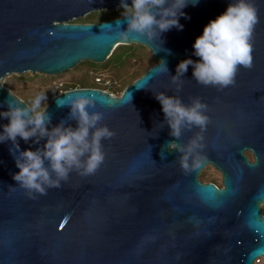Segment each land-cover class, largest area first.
Wrapping results in <instances>:
<instances>
[{
  "label": "water",
  "instance_id": "1",
  "mask_svg": "<svg viewBox=\"0 0 264 264\" xmlns=\"http://www.w3.org/2000/svg\"><path fill=\"white\" fill-rule=\"evenodd\" d=\"M232 2L187 0L178 18L182 30L171 28L152 41L129 33L122 41L123 16L71 22L122 10L120 0H0V112L9 110L8 102L28 106L1 84L6 76L56 77L82 62L104 63L119 45L144 47L154 60L118 96L74 88L44 107L48 130L61 122L77 126L68 106L77 96L93 101L90 113H102L97 126L115 136L101 141L105 159L94 174L73 171L60 188L29 194L13 179L18 153H10L11 142L0 143V264H253L264 256V0H250L259 18L252 67H239L234 85H200L191 66L176 72L185 59L199 62L195 39ZM161 61L166 73L157 71ZM158 93L185 105L199 97L207 105L200 169L185 174L177 163L181 154L168 149L169 143L187 145L200 129L186 126L172 137ZM6 124L0 117V132ZM17 143L20 151H35L46 138L37 144L17 137ZM207 166L219 173L220 187L200 181Z\"/></svg>",
  "mask_w": 264,
  "mask_h": 264
},
{
  "label": "clouds",
  "instance_id": "2",
  "mask_svg": "<svg viewBox=\"0 0 264 264\" xmlns=\"http://www.w3.org/2000/svg\"><path fill=\"white\" fill-rule=\"evenodd\" d=\"M196 2L192 0L193 4ZM186 4L187 0H131L129 7L125 0H120L127 28L118 33V38L126 41L129 33H136L152 41L159 33L171 28L182 30L178 18L184 16L181 10ZM258 22L257 9L250 0H234L221 15L209 21L202 34L195 39L193 55L199 57V62L185 59L178 64L177 74L182 75L191 66L192 76L200 85L218 86V90L234 85L238 68L252 67V37ZM159 65L157 71L166 73V63L161 61ZM172 80L176 82L177 77H172ZM154 98L161 105L172 137L178 139L181 129L186 126L200 129L185 146L168 144L169 151L181 154L177 163L185 174L200 169L206 162V157L201 154L204 144L201 143L203 136L200 133L209 123V117L204 114L207 105L199 97L192 98L189 105L163 93L156 94ZM45 100L44 92H39L30 106H14L8 102L9 110L0 112V117L8 120V124L2 126L0 143L11 142L10 153L12 149L18 153L14 161L19 172L13 175V179L19 182L20 187L29 190V194L34 190L39 195H45V186L60 188L61 181H67L73 171L81 176L94 174L105 159L101 141L115 136V132L107 126H97L103 115L100 112L90 113L88 109L94 107L93 101L82 96L68 101L69 116L77 126L64 127L61 122L48 130L46 125L50 118L42 107ZM17 137L25 143L33 139L37 144L46 138V143L35 151H20ZM49 168L55 179L50 175Z\"/></svg>",
  "mask_w": 264,
  "mask_h": 264
},
{
  "label": "rangeland",
  "instance_id": "3",
  "mask_svg": "<svg viewBox=\"0 0 264 264\" xmlns=\"http://www.w3.org/2000/svg\"><path fill=\"white\" fill-rule=\"evenodd\" d=\"M112 12L115 13L117 10ZM99 13H101V11L91 13V15H98ZM79 19L84 20L85 18L83 17ZM77 20H73L71 22H75ZM82 63L89 65L88 62ZM153 63L154 60L151 57L150 52L145 49V52H142L139 57H132L126 60L121 66L115 65L104 68L102 66L95 71H91L86 65L80 63L75 68L70 69L56 77L44 76L40 74L9 75L1 80V84L4 87H7L12 92V94L16 95L26 104H28V106H30L32 99L37 93L44 92L46 100L42 102V107H45L50 101V95L52 93L58 92L64 86H74L79 88L81 81H85L86 84L107 90L108 93L118 96L126 85L131 83L140 73H143ZM91 64H93L95 67H98L103 63ZM29 75H39V77H33L27 82H23L22 80L16 78L19 76H24L27 78ZM200 178L202 182L215 179L217 181L216 184L220 185L219 173L210 166H207L205 170L201 172L199 175V179ZM261 211L264 214V207L262 206Z\"/></svg>",
  "mask_w": 264,
  "mask_h": 264
},
{
  "label": "trees",
  "instance_id": "4",
  "mask_svg": "<svg viewBox=\"0 0 264 264\" xmlns=\"http://www.w3.org/2000/svg\"><path fill=\"white\" fill-rule=\"evenodd\" d=\"M119 16H123V9L122 10H117V12H115V13H113V12H101L98 15H91V14L90 15H86L84 17L85 18L84 20L78 19L77 21H75V23H97V22L109 20V19H112V18H115V17H119ZM142 52H145V49L143 47H141V46L119 45V46L115 47V49L113 50V52L111 53L109 58L101 66L95 67V66H93V64H91L89 62H88L89 65H87L86 63H81V64L86 65L91 71H95V70H97L98 68H100L102 66H103V68L107 67V66H115V65L116 66H121V65H123V63L126 60H128V59H130L132 57L133 58L139 57ZM141 74L142 73H140L137 77H139ZM33 77H39V75H32V76L29 75V76H27V78H25L24 76H19V77H16V78L19 79V80H22L23 82H27V81H30ZM61 87H62V85H61ZM74 88H76V87H74V86H64L58 92L52 93L50 95V98H52L53 96L58 94L60 91H66V90L74 89ZM79 88H96V89L103 90V89L98 88L96 86H93V85H90V84H86L85 81H81ZM247 156H249V155H247ZM200 180H201V178H200ZM207 182H211L213 184L217 183V181L215 179H210Z\"/></svg>",
  "mask_w": 264,
  "mask_h": 264
},
{
  "label": "built area",
  "instance_id": "5",
  "mask_svg": "<svg viewBox=\"0 0 264 264\" xmlns=\"http://www.w3.org/2000/svg\"><path fill=\"white\" fill-rule=\"evenodd\" d=\"M102 91H105V92H107V90H102ZM62 91H60L59 93H61ZM263 262H264V256L263 257H260V258H258V259H256L254 262H253V264H263Z\"/></svg>",
  "mask_w": 264,
  "mask_h": 264
},
{
  "label": "flooded vegetation",
  "instance_id": "6",
  "mask_svg": "<svg viewBox=\"0 0 264 264\" xmlns=\"http://www.w3.org/2000/svg\"><path fill=\"white\" fill-rule=\"evenodd\" d=\"M216 187H220V185L214 184Z\"/></svg>",
  "mask_w": 264,
  "mask_h": 264
}]
</instances>
